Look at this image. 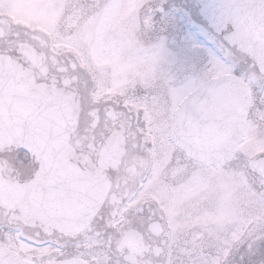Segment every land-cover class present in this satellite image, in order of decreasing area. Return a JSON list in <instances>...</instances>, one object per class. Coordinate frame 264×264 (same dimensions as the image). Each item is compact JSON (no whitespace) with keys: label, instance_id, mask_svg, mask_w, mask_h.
I'll return each instance as SVG.
<instances>
[{"label":"flooded vegetation","instance_id":"1","mask_svg":"<svg viewBox=\"0 0 264 264\" xmlns=\"http://www.w3.org/2000/svg\"><path fill=\"white\" fill-rule=\"evenodd\" d=\"M104 1L71 0L65 8L88 17ZM234 3V9L254 7L253 0ZM200 8L197 0H170L144 9L126 33L134 43L133 57L126 56L119 69L101 56L78 61L65 50L68 44L54 52L53 43L62 44L57 33L51 39L41 29L13 20L0 3V57L27 90L64 105L68 132L61 149L76 168L69 174L73 182L83 179L89 200L95 199L90 192L100 198L87 221L70 229L64 228L63 212L42 207L35 198L37 188L32 189L36 196L30 190L27 198L39 206L0 202V247L34 264L74 258L88 264H249L251 254L264 251V101L259 93L264 67L238 42L230 43L235 57L225 63L231 66L224 72L223 61L217 59L214 69L207 52L189 50L190 23L205 28L217 43L214 26ZM152 9L156 15L172 10L184 16L183 35L169 34L172 23L155 14L153 24ZM72 22L75 34L74 17ZM162 37L165 51L151 53L149 47ZM241 57L251 78L238 71ZM149 62V69L143 67ZM225 74L239 76L249 89L243 136L228 159L203 163L189 157L170 133L181 102ZM190 75L200 77L172 98ZM20 149L12 144L0 148V177L28 185L41 167L34 155ZM9 154L18 166L8 160ZM48 168L40 179L63 178ZM16 233L25 236L28 255L15 248ZM92 238L99 243L90 242Z\"/></svg>","mask_w":264,"mask_h":264},{"label":"water","instance_id":"2","mask_svg":"<svg viewBox=\"0 0 264 264\" xmlns=\"http://www.w3.org/2000/svg\"><path fill=\"white\" fill-rule=\"evenodd\" d=\"M200 12L213 26L227 0H197ZM250 10L233 9L235 32L230 43L253 55L261 70L264 67V0H253ZM250 101L247 84L236 75L225 74L211 79L191 92L175 113L170 136L185 153L200 162L214 163L228 159L241 141L245 116ZM67 110L60 102L27 90L19 74L0 57V148L15 145L34 155L41 169L32 183L9 184L0 177V202H17L25 207L42 204L47 210L63 212L65 229L83 225L95 211L100 198L94 201L83 191V179L73 182L71 164L62 153L67 137ZM63 175L48 180L40 175L47 169ZM62 166V167H61ZM38 185V186H36ZM36 189L38 195L32 189ZM92 188V187H91ZM32 195L41 200L29 201ZM60 218V217H58ZM0 264H34L21 259L17 253L0 247ZM43 264H88L80 259L48 261Z\"/></svg>","mask_w":264,"mask_h":264},{"label":"rangeland","instance_id":"3","mask_svg":"<svg viewBox=\"0 0 264 264\" xmlns=\"http://www.w3.org/2000/svg\"><path fill=\"white\" fill-rule=\"evenodd\" d=\"M169 1L105 0L104 4L100 7L102 9L92 11L88 17L85 15L78 16L75 9H70V6L65 8V5H69L71 0H0V3L5 4V7H7L13 20L23 22L34 29H41L42 33L46 34L51 39L55 36L54 34L57 33L59 39L57 38L58 40L56 41H62V44L59 45L58 42L53 43L54 46H51V50L54 52H60L65 49L63 48V44H68L70 48L65 50L71 51V53L74 54L75 59L78 61L81 60V62H83V60H85L89 62L91 58L101 56L100 59L115 62L117 68L121 69L123 66V59H125L126 56L133 57L132 53L135 52V49L133 48L134 43L127 37V30L134 24L133 27L135 28L137 25L136 21L138 18V20L141 19L140 14L142 16L144 9H147V7L156 8L160 4ZM105 3H107L106 6ZM154 14L156 15V9L154 10ZM156 16H159L162 20L167 19L172 23V27H170L168 31L169 34L183 35V32H185L183 23L180 21L181 18H185L184 16H176L172 10H168L166 13ZM72 17H74V22L76 21L77 24V32L75 34H72L74 30ZM122 20H124V23H122ZM189 25L190 27L186 30L187 41H189V50L207 52L209 56L210 51L213 52V46L209 47L203 43L206 41L215 45L216 41L214 40V37L211 36L205 28L197 24L190 23ZM165 40L164 37L159 39L153 46L149 47V51L153 54L156 51H159V53L165 51L163 48V44H167L164 42ZM105 45L108 47L104 48ZM167 50L171 49L167 48ZM211 60L213 68L215 69L217 66V58L213 57ZM144 64L143 67H146L147 69L153 65L151 62H149V64ZM239 65L238 71L251 78L252 74L249 71L247 72L244 70L245 68L243 66L242 57L240 58ZM230 66L231 65L226 66V64L222 62L221 68L224 72L226 69H230ZM218 68L220 69L219 66ZM220 71L222 70L220 69L219 72ZM199 77L200 76L194 77L193 75H190L189 83L179 90L176 89L173 91V93H171L172 98H175L188 90V88L191 87ZM259 93L264 101V85L261 86ZM258 116H260V114H258ZM13 159L14 156L9 154L8 160L13 163ZM17 164L18 161L13 163V165L18 166ZM23 237L20 236L19 233L18 235L16 233L17 239L15 241V248L20 250L24 255H28L27 244ZM90 242L98 244L99 239L92 238L90 239Z\"/></svg>","mask_w":264,"mask_h":264},{"label":"snow or ice","instance_id":"4","mask_svg":"<svg viewBox=\"0 0 264 264\" xmlns=\"http://www.w3.org/2000/svg\"><path fill=\"white\" fill-rule=\"evenodd\" d=\"M235 7L236 4L234 0H227V2L221 6L219 14L213 19L217 43L213 45V52L209 54L208 60L215 57L224 63H231L232 59L235 57V48L229 41L230 34L235 30V19L233 16V9ZM150 19L154 24L153 9ZM26 151L27 150L23 148L19 150V152ZM25 163L27 164V161H25ZM28 171L31 172V169ZM249 264H264V251H261L259 254H251Z\"/></svg>","mask_w":264,"mask_h":264}]
</instances>
